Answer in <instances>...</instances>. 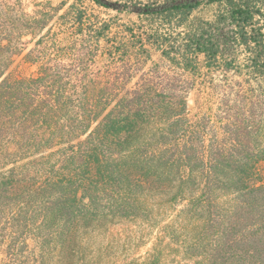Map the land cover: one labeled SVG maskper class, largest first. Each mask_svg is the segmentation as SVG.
Segmentation results:
<instances>
[{
    "label": "trees",
    "instance_id": "trees-1",
    "mask_svg": "<svg viewBox=\"0 0 264 264\" xmlns=\"http://www.w3.org/2000/svg\"><path fill=\"white\" fill-rule=\"evenodd\" d=\"M33 2L0 0V264H264V0Z\"/></svg>",
    "mask_w": 264,
    "mask_h": 264
},
{
    "label": "rangeland",
    "instance_id": "rangeland-1",
    "mask_svg": "<svg viewBox=\"0 0 264 264\" xmlns=\"http://www.w3.org/2000/svg\"><path fill=\"white\" fill-rule=\"evenodd\" d=\"M60 0H54L55 3H58ZM71 3V2H70ZM27 8L28 10H32L34 7L33 0H26ZM88 8L89 13L92 15V17L103 20H111L114 23H116V28L114 29L113 33H117V37L123 38L125 37L124 29L127 26H134L141 24L139 15L137 11H120L116 7L114 8H105L103 6H99L92 2H87L85 4ZM112 38V37H111ZM159 54H155V59H157ZM34 68L32 67H22L20 70L25 72H32ZM206 97V96H205ZM209 101H206L207 107H204L205 110L210 109V106L214 104V98L208 96ZM190 108L193 113H198L200 108H198V105L196 103V94L193 92L190 95ZM203 110V109H202Z\"/></svg>",
    "mask_w": 264,
    "mask_h": 264
}]
</instances>
